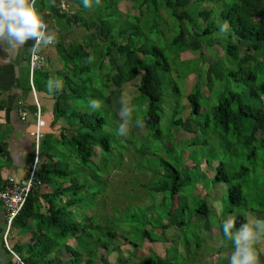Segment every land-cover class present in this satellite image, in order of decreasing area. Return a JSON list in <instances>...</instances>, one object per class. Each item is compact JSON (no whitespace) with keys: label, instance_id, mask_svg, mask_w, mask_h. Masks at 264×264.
I'll return each mask as SVG.
<instances>
[{"label":"trees","instance_id":"trees-1","mask_svg":"<svg viewBox=\"0 0 264 264\" xmlns=\"http://www.w3.org/2000/svg\"><path fill=\"white\" fill-rule=\"evenodd\" d=\"M74 1L78 4L79 10L74 12L72 17L75 24L84 29L85 38L82 41H62L57 45L62 59L61 68L55 71L47 67L35 70V84L39 83L36 78V74L39 73L44 77L41 87L46 90L49 78L53 81L56 79L63 81L62 89L55 90L53 96L54 124L62 120L64 125L60 127L59 135H46L41 140L39 148H35V153L38 151L36 182L23 210L13 220L8 233V241L13 251L25 264H82L83 262L94 264L97 258L104 263L106 252L112 251V247L108 242L103 241V235L108 233L110 237L118 238L121 227L106 230L101 220L98 221L97 217L91 214L86 199L92 193L91 181L97 170L92 166V162H97L94 158L96 147L100 146L106 151H110L113 147L108 130L113 120L110 122L109 117L112 114L109 112L112 110L118 114L117 111L125 106L124 104L122 107L112 108L111 96L116 92L117 99H120L121 88L140 78L136 96L127 105L132 109L134 104H137L134 111L137 110L139 114L133 116V111L131 114L133 117H128V124L132 135L131 130L141 126L136 122V126L132 127L131 118L143 122L142 128L146 130L145 139L139 141L130 134L123 138L129 140L131 137L135 140L134 143H140L135 144V149L141 154H147L142 143L148 137V129L157 128L163 119V103L167 96L165 97L164 80L160 76V71H172L173 65L167 53L169 46L178 50L174 58H181L184 52L198 53L195 59L185 61L188 62L189 68L184 71L195 74L197 72L194 71L198 68V77H206L208 82L207 92H203L198 82L187 96L185 94L190 114L186 119L173 116L171 123L194 134L198 131V124L202 125L201 128L209 125L208 121H195L196 116H200L202 111L207 110L206 107L212 105L216 128L222 126V132H219L221 139L231 130L240 134L246 130L248 133L238 146L235 140L237 137L229 140L225 138L228 145L220 143L217 156L213 157L212 163L208 161L213 176L207 177L204 173L201 168L203 161L194 163L193 160L188 159L189 163L183 164V168H199L196 177L191 176L188 171L184 175V170L181 171L175 165L171 166L168 163L164 173L154 166L145 167L144 171H149L150 176L160 175L163 178L153 182L144 181V187L161 194L159 202H166L167 191L170 192L172 201L176 202L183 190L192 187L196 192L202 187L201 184H196L198 181H210L216 188L205 191L204 194L200 193L206 199L204 197L197 199L193 212L197 216L203 215L201 221H205L208 226L213 217H220L219 213L214 212L212 205L217 200L214 201L213 197L218 195L214 190L219 189L221 184L226 185L228 201L233 203V207L231 203L224 207L227 217L235 213L233 210L238 206H246L244 186L251 170L244 162L239 168L235 166L239 159L251 161L254 158L256 161L254 170L257 172L260 167L264 170V83L258 84L256 81L257 71L264 62V0H232L227 6L225 0H100L98 4L93 0V7L90 9L84 8L82 0ZM122 2H132L129 8H132L133 12L134 9L139 10L136 14L141 12V16L147 15L149 19L143 25L141 17L136 16L134 20L136 26L131 28L129 8L126 11L120 9L119 5ZM219 4L220 8L217 9ZM169 19L172 20L171 23ZM174 19L180 23L178 31ZM226 25L229 30L225 36ZM157 31L163 35L167 46H160L157 43L153 47L148 46L151 35ZM205 37L211 38L209 46L208 40H204ZM205 45L211 48L214 45H222L223 54L218 55L217 60L214 58L215 55L213 59H208L203 53ZM114 52L118 55L115 56ZM153 55L159 58L154 59ZM89 57L92 58L91 61ZM107 57H110L111 63L109 70L104 69L105 65H109L106 61ZM195 61L199 64L193 68L191 63ZM225 63L230 66L226 73L225 68L222 67ZM231 76L237 83L248 82L247 91H232ZM225 79L229 83L226 93L225 90L217 88L218 83L225 85ZM53 88L55 89V83ZM243 94L256 96L260 99L261 106L244 102ZM184 97L182 96V102ZM90 98L103 100L110 109H91L88 105ZM182 107L184 109L186 105L182 103L180 109ZM259 132L262 135H258ZM162 133V130L158 129L154 136L160 138ZM189 144L192 146L195 143L190 141ZM227 146L232 152L225 151ZM172 150L171 145L164 143L163 154L171 153ZM221 150L222 156L219 155L222 153ZM42 156L45 157L44 161ZM77 164L85 167V175L81 176L79 172L75 174ZM3 186L0 178V188ZM191 193L193 194V191ZM196 194L197 197L199 193ZM185 196L186 201L183 200L177 206L188 207L189 198L188 195ZM261 205L264 206V202H261ZM152 219L155 228L165 236H167L166 229L175 223L171 220L157 224L156 218L152 217ZM235 219L236 227L239 228L249 217L241 210L236 213ZM223 220L218 224L221 236H224ZM150 221V217H146L139 231L144 237L155 242L153 232L148 228ZM181 223L182 221H179L175 224L180 228ZM210 227L211 225L209 229ZM123 240L131 244L126 236ZM226 240L225 238V243ZM3 245L6 252L16 258L7 249L4 238ZM260 253L262 263L263 255L261 251ZM156 257L157 259L154 260H140L138 264H172L170 257L160 255ZM210 264L220 263L214 261Z\"/></svg>","mask_w":264,"mask_h":264},{"label":"rangeland","instance_id":"rangeland-1","mask_svg":"<svg viewBox=\"0 0 264 264\" xmlns=\"http://www.w3.org/2000/svg\"><path fill=\"white\" fill-rule=\"evenodd\" d=\"M231 1L232 0H225L226 6L229 5ZM131 5L132 2H122L119 7L120 9L126 11V9H128ZM202 5H205V3H202ZM206 5L208 4L206 3ZM224 6L225 5H223V8ZM219 8L220 4L217 6V9ZM137 11L139 10L134 9L133 12L132 8L128 9L130 17L129 26L131 28L136 26L134 21L136 16L141 17L143 25L149 19L147 15L141 16V12L136 14ZM165 17H167L166 14ZM168 21L170 23L172 22L170 19ZM174 22L177 25L178 31L180 29V23L176 19H174ZM228 30V25H226L225 36L227 35ZM159 31L154 32L151 35V40L148 42L149 47H153L156 43L160 46H167L163 35H161ZM204 40H208L209 46L211 38L205 37ZM142 41H145V39H142ZM226 44L227 39L225 38V45ZM208 46L205 45L203 49V53L206 58L213 59V56L215 55L214 58L217 60L218 55L221 56L223 54V50L221 48L222 45H214L212 48ZM216 50H218V52H216ZM176 51L178 50L175 47H167V53L170 56L173 68L171 72L165 70L160 71V76L162 80H164L165 97H167L166 101L164 100L163 103L162 122L157 128L148 129V137L142 143V146L144 145V149L147 154H141V152L137 151L135 149L136 142L134 143L135 140L131 139V137L134 136L136 139H139V141L144 140L146 130L142 127L134 128V130H131L133 132L131 135L129 130L130 126L128 124L127 135H118L117 128L126 118H124V120L121 119L123 117L121 110L117 111L118 114H115L112 110L109 112L112 114V116L109 117L110 122L113 120L110 124L111 127L108 129L111 134L110 136L113 147L110 151L103 150L100 146L96 147L97 152L94 155V158L97 162H92V166L97 170L96 173L93 172L95 177H93L91 181L92 184L90 186V189H92L90 192L92 193H90L86 199V205L90 207L91 214L94 217H97L98 221L101 220L104 228L106 227V230H115L118 227H121V229L118 232V238H112L108 233L103 235V241L110 244L112 251L108 253L106 252L104 263H102V260L97 258L94 264H138L140 260L157 259L156 255H160L161 257H170L172 264H210L214 261H219L220 264H226L229 262L234 251L232 241L226 240L225 243V238L220 235L218 226L222 219L228 218L227 214L224 212V207L231 203V201H228L229 194L226 185L221 184L219 189L214 190V192L216 191L218 195L213 197L214 201L215 199L217 200L213 202L212 206L214 208V212L219 213L220 217H213V220L211 219V230L209 229L210 225L208 226L205 221H201L202 217H204L203 215L198 214L197 216L193 213L196 207L197 199L200 200L203 198L205 191H212L216 188L210 181H198L196 184H201L202 187L198 188L196 192H194L195 190L192 187L189 190H183V192L179 194L181 196L178 200H176V202L172 201L169 191L166 193L168 196L166 202H159L161 200V194L147 190L144 187V181L148 182L149 180V182H153L163 178V176L160 175L157 177H154L153 175L150 176L149 171H144L145 167L154 166L155 168H160V172L164 173L166 172V163H168V165L171 166L175 165V167L181 171L184 170V175H186V171H188L191 176L196 177V174L200 171L199 168H183V164H187L186 162H188V159L193 160L194 163H196V161H203L201 168L204 173H206L207 177L213 176L214 174L212 170L208 167V161L210 163L213 162L212 159L214 156H217L220 143L222 142L228 145L229 143L225 142V138H228L229 140L237 137L235 140L236 145L238 146V143H240V141L242 142L244 140L243 138L248 133L246 130H243L241 134L234 133L230 129L231 131L225 134V138L221 139L219 132H222V126L220 125L216 128V123L212 113V105L206 107L207 110L202 111L200 116H196V121L193 119L195 122H209V125L204 128H201L202 125L198 124V131L194 134L186 132L183 128L174 126L171 123L173 116H176V118L182 117L183 119H186L189 116L190 107L188 106L186 96L192 91L195 84L199 82L203 92H207L208 89V86L206 85L208 84L207 78H199L197 75V73H199L198 68L194 71L197 72L195 74L186 73L184 71L189 68L188 62L185 61L195 59L198 53L184 52L182 53L181 58H174ZM114 55L117 56V52H114ZM227 57L228 56L225 54V58ZM109 58L110 57L106 58L107 62H109ZM153 58L157 59L159 57L153 55ZM198 64L199 62L195 61L194 63H191V67L194 68V66H197ZM110 67L111 63L109 62V65H105L104 69L109 70ZM222 67L225 68V73L230 69V66L226 63L225 66ZM139 79H136L132 83L125 84L121 88L120 99H117L118 93L115 92L112 94V108L122 107V105H128L132 102V99L137 93V84L139 83ZM231 79L232 83L230 89L232 91H247V87H249L247 84L248 82L241 81V83H237L233 76H231ZM256 81L258 84L264 83V62L262 63L261 68L257 71ZM218 84H220V86H218ZM218 84L217 88L219 87L220 90H225L226 93V89L229 87L227 80L225 79V85H222L221 83ZM106 91L107 89H105V92ZM210 92L211 94H214V92ZM170 96L172 97L169 98ZM182 96H185L183 98V102ZM242 99L244 102L253 106H261L262 104L260 99L256 96L253 97L243 94ZM100 103V109H110V106L106 107L103 100H101ZM182 103L186 105L184 109L183 107L180 109ZM136 105L137 104H134V106L132 105V112L136 108ZM136 114H139L137 110L134 111L133 116ZM131 122V126L135 127L137 120L131 118ZM158 129H161L163 132L161 134L162 137L160 138L154 136ZM129 134L131 135L129 140H127V138H123L128 137ZM258 135H262L261 132H259ZM214 137L215 139H213ZM190 141L195 144L191 146L189 144ZM53 143L55 142L53 141ZM164 143L172 146L173 150L171 153L166 155L163 154ZM139 144L140 143L136 145ZM217 144H219V146H217ZM228 147L229 146H227V150L225 151L232 152ZM134 149L137 152L134 151ZM219 155L222 156L223 151L222 153H219ZM243 162L249 166L251 170V174L248 176L247 182H245L244 186L247 198L244 200L246 206H238L235 210H233L235 213L230 211L233 213L230 214V216L235 218L236 213L243 210L247 213L249 219L264 218V206L261 205V202H264V172H262L264 170H262V167H260L257 172L254 170L256 166L254 158L251 161L239 159L235 168H239ZM97 166H99V168ZM75 167L77 170L75 173L76 175L78 172L81 176L85 175V167L82 164H77ZM202 183L206 184L202 185ZM203 187L204 189H202ZM192 191L193 194L191 193ZM201 192L203 193L202 195L200 194ZM196 193H199L197 196L198 198L196 197ZM185 195H188L189 198L188 207L185 206L182 208L184 205H182V207L177 206L178 203L183 202V200L186 201ZM210 200L212 202V199ZM231 204L233 207V203ZM153 213H155L157 217ZM148 216L151 219V223L148 225V228L153 232L155 242L144 237L139 231V229L142 228V222H144ZM152 217L156 218L155 220L157 224L170 222L171 220L175 223L182 221V223L180 228H178L175 223L168 227L166 229L167 236H165V234L163 235L160 230L155 228V223L153 222ZM16 235V239H18V234ZM100 235L102 234L100 233ZM124 236L131 241V244L129 242L126 243L123 240ZM136 244L137 246H135ZM257 247L263 255V262L261 264H264V239L258 243ZM213 254L216 256L214 257ZM82 264L85 263L83 262Z\"/></svg>","mask_w":264,"mask_h":264},{"label":"crops","instance_id":"crops-1","mask_svg":"<svg viewBox=\"0 0 264 264\" xmlns=\"http://www.w3.org/2000/svg\"><path fill=\"white\" fill-rule=\"evenodd\" d=\"M35 3L49 30L55 33V43L42 46L39 51L47 61V69L55 71L62 66L57 45L62 41H82L85 38L84 29L75 24L72 17L79 6L74 0H35ZM33 43L29 41L24 48L13 52L11 60L7 58L5 46L0 45V178L3 185L9 177L20 181L28 179L38 161L33 135L38 127V109H41L44 137L59 135L60 127L64 125L62 120L54 124L53 92L41 87L44 77L39 73L36 74L39 83L35 84V71L32 72L30 67ZM21 110L28 111L26 120L21 118ZM8 227L7 213L0 201V264H17L18 260L9 255L3 245Z\"/></svg>","mask_w":264,"mask_h":264},{"label":"clouds","instance_id":"clouds-1","mask_svg":"<svg viewBox=\"0 0 264 264\" xmlns=\"http://www.w3.org/2000/svg\"><path fill=\"white\" fill-rule=\"evenodd\" d=\"M100 0H95L99 3ZM86 9L93 7V0H82ZM226 27V26H225ZM29 41H33L32 52L34 59L42 46L55 43V33L50 31L47 23L36 7L35 0H0V45L5 46L8 53L7 58L11 60L12 54L24 48ZM43 63V58H40ZM89 57V61H91ZM55 83V89L53 88ZM63 81L49 78L47 88L49 92L62 89ZM88 105L91 109H100L101 103L97 99H89ZM126 119L117 128V134L126 136L128 133V120L132 109L125 105L121 109ZM139 126L143 122L137 121ZM237 220L229 216L222 222L223 235L232 241L234 251L230 257L229 264H261L258 243L264 239V218L246 219V222L236 227ZM235 229V232L233 231Z\"/></svg>","mask_w":264,"mask_h":264},{"label":"built area","instance_id":"built-area-1","mask_svg":"<svg viewBox=\"0 0 264 264\" xmlns=\"http://www.w3.org/2000/svg\"><path fill=\"white\" fill-rule=\"evenodd\" d=\"M65 7V5H63ZM36 59H34V54L31 51L30 56V67L32 72H34L37 69H42L47 66L46 59L38 52L35 54ZM43 58V63L41 62V59ZM38 107L40 108V105L38 103ZM21 118L23 120H26L28 116V111L21 110L20 111ZM37 121H38V127L33 132V135L36 139L37 143V149L39 148V144L41 140L43 139L44 135L41 130V121H42V114L41 109H38L37 111ZM37 157H38V151H37ZM37 162L33 166V170L31 171L28 179L26 180H16L14 177H9L6 184L0 188V201L2 205L4 206L6 213H7V223H8V229L4 236V242L9 251H11L19 263L25 264L18 254H16L13 249L12 245H10L8 241V233L10 230V226L13 222V220L20 214V212L23 210L28 196L32 190V188L35 185L36 177H35V168H36Z\"/></svg>","mask_w":264,"mask_h":264}]
</instances>
